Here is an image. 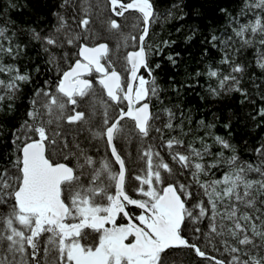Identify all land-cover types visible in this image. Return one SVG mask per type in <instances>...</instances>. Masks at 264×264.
Segmentation results:
<instances>
[{
  "label": "snow or ice",
  "instance_id": "1",
  "mask_svg": "<svg viewBox=\"0 0 264 264\" xmlns=\"http://www.w3.org/2000/svg\"><path fill=\"white\" fill-rule=\"evenodd\" d=\"M211 12L162 36L182 0H0V264H264V0ZM187 90L239 106L224 134Z\"/></svg>",
  "mask_w": 264,
  "mask_h": 264
},
{
  "label": "trees",
  "instance_id": "2",
  "mask_svg": "<svg viewBox=\"0 0 264 264\" xmlns=\"http://www.w3.org/2000/svg\"><path fill=\"white\" fill-rule=\"evenodd\" d=\"M161 6L170 5L172 0H156ZM214 0H182L183 11L187 15L185 16L184 21L170 20L165 22L163 25V31L161 35H165L167 32L175 33V28L181 27L182 24H196L200 27L208 25L210 22H214L211 9L213 7ZM16 19H27L25 15L23 17H15ZM187 48V51H182V49ZM181 52L182 62L178 68H173L171 65H166V62L162 63L163 71H161V78L166 80L168 75H173L176 79H183L186 71L191 70V66L195 63V57L198 55L196 51V45H185L180 44V47L176 49ZM199 88L196 89V92H199ZM196 92L191 90L185 91L183 96L184 106L191 107L195 111L196 118H199L201 115L206 118H211L212 114L215 113L219 120L217 122V129L220 134H224V129L222 124L226 122V117L229 115V109L236 111L239 107L234 105L229 101H224L221 103H209L202 101ZM231 131L233 137L238 139L241 136H244L246 143L241 144V151L247 154V148L255 144L261 136V129H248L242 125L238 120H234L231 126ZM192 261V264H196L199 258L194 257L188 250H184L182 253H178Z\"/></svg>",
  "mask_w": 264,
  "mask_h": 264
}]
</instances>
